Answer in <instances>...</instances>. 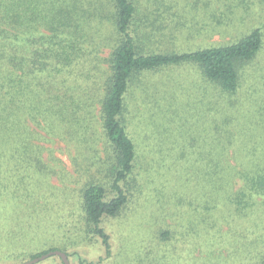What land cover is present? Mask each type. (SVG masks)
<instances>
[{"label": "trees", "instance_id": "obj_1", "mask_svg": "<svg viewBox=\"0 0 264 264\" xmlns=\"http://www.w3.org/2000/svg\"><path fill=\"white\" fill-rule=\"evenodd\" d=\"M238 1L244 5L247 0ZM169 7L145 6L142 0H0V263L48 252H34L29 236L39 222L34 219L50 211V198L68 202L62 191L70 172L52 149L58 142L69 154L74 150L75 181L84 180L79 191L85 233L98 236L111 255L102 221L119 215L129 200L124 186L134 171L137 146L128 128L127 98L146 72L193 63L222 90L239 93L243 65L263 47L262 29L224 45L162 50L153 38L166 27L161 25L169 15L162 14ZM218 11L214 17L220 25L228 19ZM223 135L213 161L218 185L209 194L215 197L204 209L220 212L224 206L227 222L256 215L264 206V164L249 165L253 160L238 157L232 161L229 148L236 131ZM55 174L59 185L50 181ZM102 174L109 183L101 181ZM212 218L202 216L207 235L200 237L209 253L218 254L203 264H232L231 253L229 258V251L223 253L231 240L209 237L206 227L217 226ZM243 243L253 251L248 258L264 254V237H243ZM80 262L85 263L82 257Z\"/></svg>", "mask_w": 264, "mask_h": 264}, {"label": "rangeland", "instance_id": "obj_2", "mask_svg": "<svg viewBox=\"0 0 264 264\" xmlns=\"http://www.w3.org/2000/svg\"><path fill=\"white\" fill-rule=\"evenodd\" d=\"M142 1L155 8L170 4V10L162 14L169 15L161 25L166 27L153 38V44L162 50L224 45L258 27L264 37V0H247L244 5L238 0H225L229 6L219 0ZM219 9L227 13L224 17L228 19L220 25L214 17ZM154 20L159 23L156 17ZM241 72L243 85L235 94L205 78L193 63L146 72L141 84L131 89L127 98L128 128L137 146V158L124 186L128 203L119 215L106 216L102 221L110 237L109 256L98 236L85 233L79 191L84 180L75 181L78 177L71 164L74 150L69 154L62 142H56L52 146L54 154L70 172L62 191L68 202L61 197L58 202L56 197L50 198V211L34 219L39 222L29 236L34 239L31 249L66 250L71 264H203L218 254L217 250L209 253L205 237H200L202 233L207 235L201 218L209 215V220L213 217L211 222L216 220L217 224L206 227L209 237L231 240L232 245L223 253L229 251L228 258L231 253L232 264H261L264 254L248 258L253 251L249 253L243 237H264V206L256 215L227 222L222 215L224 206H220V212L217 209L207 213L204 209L211 199L209 192L218 185L212 178L213 161L219 154V141L226 137L223 134L236 131V142L229 148L232 161L238 157L241 161L253 160L249 165L264 164V43ZM96 127L101 131L99 123ZM49 155L45 150L43 156L49 159ZM50 181L61 184L57 174ZM101 181L107 184L110 179L102 174ZM223 185L227 186V182ZM55 192L60 193L59 189ZM64 223L65 228L61 227ZM252 229L255 234L250 233ZM80 257L85 263L80 262ZM30 259L17 257L4 264H21ZM36 264H62V260L53 255Z\"/></svg>", "mask_w": 264, "mask_h": 264}, {"label": "water", "instance_id": "obj_3", "mask_svg": "<svg viewBox=\"0 0 264 264\" xmlns=\"http://www.w3.org/2000/svg\"><path fill=\"white\" fill-rule=\"evenodd\" d=\"M52 255H58L62 258L64 264H71L70 263V259H69V256L66 252L62 251V250H52V251H49L47 253H44L40 256H37V257H34V258H31L30 260L28 261H25L21 264H36Z\"/></svg>", "mask_w": 264, "mask_h": 264}]
</instances>
